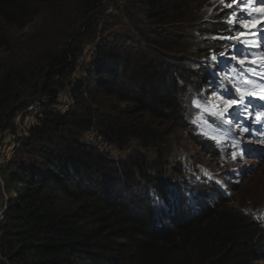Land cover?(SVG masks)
Wrapping results in <instances>:
<instances>
[{"label":"trees","instance_id":"16d2710c","mask_svg":"<svg viewBox=\"0 0 264 264\" xmlns=\"http://www.w3.org/2000/svg\"><path fill=\"white\" fill-rule=\"evenodd\" d=\"M79 1L84 21L65 41L45 48L27 65L0 68V129L4 131L19 110L33 109L37 123L29 131L48 142L36 147L39 164L45 163L47 172L40 171L41 167H15L13 161L0 164L6 183L10 180L13 186L0 222V264H264V227L244 210L229 207L227 195L217 185L199 184L185 193L173 182L165 186L163 178L149 171L152 164L145 152L133 150L115 159L84 139L83 133L96 126L103 139L121 152L131 151L134 143L155 149L163 142L164 135L155 128L160 123L189 129L185 106L189 89L201 91L212 81L226 95L227 86L207 63L193 69L180 60L146 51L133 60L126 51L115 53L101 39L94 48L96 55L114 66L111 72L131 68L134 89L117 91V97L129 103L119 114H92L83 93L99 103L92 95L103 91L108 80L99 73L88 75V85L82 83L75 89L72 74L83 45L96 34L85 30L109 0ZM169 1L142 2L148 20L166 24L191 6L183 0L169 11ZM30 2L0 0L1 23L17 25ZM234 29L225 22L213 27L205 38L211 43L206 52L216 49L219 54L220 49L236 48L239 41L231 46L211 38L231 36ZM246 71L253 72L251 68ZM244 73L232 75L230 81L244 83ZM64 94L73 95L81 109H59ZM214 123L220 131L228 128L221 118ZM193 139L217 160L213 143ZM55 141L60 144L57 151L50 148ZM111 178L120 186L144 182L157 192L148 196L140 192V197L127 204L118 194L109 195L108 188L102 194L95 185Z\"/></svg>","mask_w":264,"mask_h":264},{"label":"rangeland","instance_id":"374dc122","mask_svg":"<svg viewBox=\"0 0 264 264\" xmlns=\"http://www.w3.org/2000/svg\"><path fill=\"white\" fill-rule=\"evenodd\" d=\"M31 1L24 18L20 19L21 21L17 25L10 23L3 25L0 21L1 69L19 66L20 63L26 65L31 63L33 59L39 57L45 48L48 50L56 43L58 45L59 42L65 41L67 35L79 28L84 21V11L79 5V0ZM144 1L149 0H109L103 4L96 19L91 23V27L85 30V33L93 30L96 34L93 39L83 45L72 74L74 88H80L82 83L86 85L88 75L92 74L99 73L108 80L103 91L95 92L92 95L99 99V103L91 102L89 95L83 93L87 109L92 114H101L102 112L107 115L119 114L122 108L129 103L123 102L117 97V91L120 88L134 89V86L131 85L132 69L128 68L122 71L121 67L116 70V73L115 71L111 72L114 66L95 53L94 48L98 41L105 39L115 53L120 50L126 51L133 60L138 58L140 52L146 51L159 57H169L174 61L180 60L193 69L198 68L202 63H210L213 55L217 56L216 51L218 50L216 49L207 53L210 51L208 47L211 43H206L205 38L213 27L225 21L224 10L230 5L233 7L228 11L234 9L230 13L228 22L239 27L237 34L241 31V35L247 37V45L251 46L252 50L246 57L241 56L236 50L220 49L219 54H225L222 57L225 60H230L229 65H238L239 68H245L246 65H259L256 68L257 72H264V42L261 40V34L264 32V3L261 0H251V3H248L249 8L245 7V10L235 9L244 7L239 3V0H236L234 4L233 0H223V2L221 0H188L187 4L191 6L182 16L180 15L179 19L168 21L166 24H157L156 19L148 20L147 10L142 6ZM182 2L183 0H170L168 10L171 11V6L175 8L174 5H179ZM248 10L252 14H249ZM236 12H239L240 15L234 19L232 16ZM214 18L221 22L214 23ZM154 33L155 35H150ZM223 36L229 37L228 34ZM211 38L216 40L215 43L233 41L223 39L218 35H213ZM160 40H164L162 42L164 44L153 43V41ZM124 56L126 57V55ZM106 70L108 71L104 72ZM115 81H118L116 88L113 86ZM260 84V82H256L250 90L239 94L232 85L229 86V90L226 92L234 95L231 100L219 97L214 83L206 85L201 91L189 89L185 95L189 129L184 130L168 124L160 123L158 125V122L155 123V126L158 125L155 128H159L164 135L163 142L159 143L155 149L151 147L144 149L134 143L131 151L126 149L121 152L103 139L96 126L85 131L83 137L115 159H119L125 156L126 152L130 153L133 150L145 152L147 160L152 164L149 171L155 174L157 179L163 178L165 186L173 182L175 185H179L177 188L179 187L187 193L188 188L194 189L193 187L199 184L202 185L201 187L217 185L227 195L229 207L244 210L246 214L263 224L264 227V118L260 123L262 129L255 128L259 129V132H255L256 138L251 139L240 133L235 121L230 125V129L234 133L228 134L218 130L214 119L220 117L209 114L210 112L227 113L230 108L235 107L237 102L241 101L240 103L248 104V109L254 110L252 111L253 116H258V110L262 108L260 103L264 102V84H261V88L258 89L257 86ZM238 97L243 98L238 99ZM78 98L80 99V96ZM233 100L235 103H232ZM57 107L63 111H72L78 107L81 109L78 100L69 94L62 95ZM205 108L208 111H205ZM237 114L245 117V114L239 112ZM261 114L264 117V111ZM252 119H256V117H252ZM226 120H229V117ZM36 123V114L33 109L19 110L11 117L8 127L3 131L4 145L0 152V164L13 161L15 167L21 166L27 170L32 167H41L40 171L47 172L46 164H39L41 158L36 147L40 144H48V142L39 139L29 131L31 126ZM194 137L202 141L213 142L218 153L217 160L210 156V153L193 139ZM58 147L60 144L57 141L50 146L53 151H57ZM242 149L245 151L243 159H240ZM233 154H236L237 159H232ZM112 180L111 178V181L109 179L105 183L99 182L95 185L102 194L108 188L109 193L112 191L109 195L115 197L118 194L127 204L133 199L136 200V197H140V192L146 196L149 193L157 192L151 186H145L144 182L136 185L127 183L120 186ZM190 185L192 186L189 187ZM116 189L120 192L115 193ZM80 191L82 192V188ZM12 192L11 181L6 183L5 175L2 173L0 205L6 202Z\"/></svg>","mask_w":264,"mask_h":264},{"label":"snow or ice","instance_id":"6c2138e0","mask_svg":"<svg viewBox=\"0 0 264 264\" xmlns=\"http://www.w3.org/2000/svg\"><path fill=\"white\" fill-rule=\"evenodd\" d=\"M221 2H223V0H221ZM235 2H236V0H233V3H235ZM261 2L264 3V0H261ZM239 3H240L241 5H246V4H248V3H251V0H239ZM211 59H212L213 61H216V60H217V57H216L215 55H213ZM209 66H211V64H209ZM242 98H243V97H238V99H242ZM228 99L231 100L232 98L229 97ZM232 103H235V101L233 100ZM197 106L199 107V105H197ZM237 107H239V106H237ZM247 108H248V104L246 103V104L243 105V109H244V111H247ZM204 110H205V111H208L207 108H205ZM234 111H236V108L231 109V110H230L229 112H227V113H224V112H210L209 114H210V115L218 116V117H220V118L222 119V121H223V120H226L228 117H231L232 112H234ZM228 122H231V121L228 120ZM244 131H247V129H244ZM244 151H245V150H243V149L240 151V159H243ZM232 159H233V160L237 159L236 154H233V155H232Z\"/></svg>","mask_w":264,"mask_h":264},{"label":"built area","instance_id":"2783aa9c","mask_svg":"<svg viewBox=\"0 0 264 264\" xmlns=\"http://www.w3.org/2000/svg\"><path fill=\"white\" fill-rule=\"evenodd\" d=\"M3 140V131L0 129V152L2 150V147L4 145V141ZM129 150V149H128ZM0 182H2V174H1V171H0ZM6 209V204L4 203L3 205H0V222L3 221L4 219V211Z\"/></svg>","mask_w":264,"mask_h":264},{"label":"bare ground","instance_id":"6f19581e","mask_svg":"<svg viewBox=\"0 0 264 264\" xmlns=\"http://www.w3.org/2000/svg\"><path fill=\"white\" fill-rule=\"evenodd\" d=\"M242 56V55H241ZM237 57V56H236ZM222 128V127H221ZM222 191V190H221ZM159 201V198H156V202H158ZM159 206V205H158ZM161 209V208H160Z\"/></svg>","mask_w":264,"mask_h":264}]
</instances>
